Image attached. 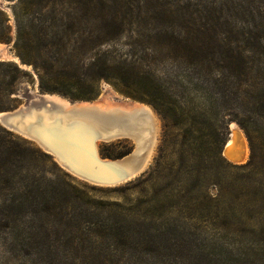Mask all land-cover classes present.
<instances>
[{"label":"trees","instance_id":"trees-1","mask_svg":"<svg viewBox=\"0 0 264 264\" xmlns=\"http://www.w3.org/2000/svg\"><path fill=\"white\" fill-rule=\"evenodd\" d=\"M7 1L13 2L14 38L9 18L0 10V43L13 40L15 56L36 75L39 92L75 102L94 101L104 81L116 90L120 85L142 93L124 95L149 105L161 121L163 147L157 167L173 137L184 141V146L177 143L172 147L182 163L207 158L224 162L220 150L227 140L228 124L235 123L249 148V159L241 167L255 170L253 207L259 205L256 209L264 215V0H221L225 11L221 21L197 18L186 13L188 7L173 8L171 17L178 20L173 28L129 32L127 54L119 59L106 47L126 34L123 4L115 0ZM162 15L157 14L159 21ZM155 58L168 61V78L135 74L140 64L155 62ZM33 74L17 63L0 61V112L19 106L22 98L17 96L16 86L21 80L30 81ZM149 83L155 84L151 87ZM0 131L12 137L3 128ZM18 155V150L0 149V165L5 168ZM124 155L100 152L102 158ZM29 157V166L44 158L70 179L40 148L30 147ZM70 186L65 182L61 188L35 179L31 173L17 194L28 221V228L22 231L26 242L42 245L50 234L58 237V230L64 229L59 245L74 252L69 256L65 249L59 251L64 259L57 264L77 260L83 246L87 264H138L141 258H134L131 252L152 245L164 247L166 240L144 236L134 227L137 223L126 218L109 219L108 205L94 204L86 189ZM71 189L74 191L69 192ZM89 238L90 247L83 244ZM149 258L146 261L158 264L151 255ZM169 263V259L161 261Z\"/></svg>","mask_w":264,"mask_h":264},{"label":"rangeland","instance_id":"rangeland-1","mask_svg":"<svg viewBox=\"0 0 264 264\" xmlns=\"http://www.w3.org/2000/svg\"><path fill=\"white\" fill-rule=\"evenodd\" d=\"M115 2L124 5L125 13L122 21L126 30L125 35L112 39L108 42L109 48L106 47L116 59L123 58L127 54L129 32L173 28L178 20L171 17L170 13L178 6L188 7L186 13L193 14L197 18L208 16L216 21L225 19L221 0H115ZM12 4L13 2L0 0V10L9 18L11 35L14 38ZM157 14H163L161 21ZM12 44L13 40L9 43V52L11 56L16 57ZM155 60V62L140 64L135 74L145 77L144 75L149 73L157 78L163 76L168 78L169 69L166 65L168 61L161 58H155ZM19 66L22 69L21 65ZM28 72L33 74L31 68ZM154 84L149 83L150 86ZM36 89L38 88L35 74L30 81L21 80L16 86V94L22 98L19 106L25 102L28 94H42L39 91L36 92ZM118 90L101 81L96 99L106 95L111 101L108 100V103L136 102L145 105L151 109L158 120V133L151 159L145 170L128 182L110 187L98 186L62 170L70 177L67 180L44 158L37 159L39 161H36L34 166V163L29 166L30 147L36 144L14 133L9 132L12 134L11 137L0 131V149H15L19 153L8 162L5 168L0 165V264H57V260L64 259L59 256L61 254L59 251L63 252L65 249V253L69 256H72L74 252L69 246L60 247L59 245V236L64 229L58 230V237L50 234L49 240L42 245L34 247L31 241L26 242L25 233L22 231L28 228V221L23 216L17 194L27 185L28 174L31 173L34 174L35 179L53 182L61 188L64 187L65 182L75 188L82 187L86 189L94 204L108 205L105 211L110 216L109 219L118 222L126 218L132 223H137L134 227L144 236L166 240L163 248L157 249L152 245L148 249H140L141 252H131L136 255L134 258H141L138 264H151L146 261L149 255L158 264H161L163 259L172 261L169 264H191V262L264 264V215H260V210L256 209L260 207L259 205L256 208L253 207L255 198L252 187L256 179L255 170L241 167L249 159L248 143L243 132L240 131L242 136L238 137V140L241 138V146L245 148V157L240 165L228 163L223 158L224 162L207 158L203 161L182 163L172 147L173 145L175 147L177 143L184 146V141L178 142L173 137L164 154L165 158L163 161L159 160L157 163L159 167H157L156 161L163 147L164 132L158 115L146 103L124 95L132 93L135 96H142V93H134L135 89L128 90L120 85ZM132 141L120 139L107 143L98 142L97 152L99 155L100 152L128 154L136 148V144ZM50 157L53 159L52 156ZM27 159H30L29 162ZM106 159L113 161L114 158ZM86 210L91 211L87 208ZM112 211L117 212L119 216L111 213ZM95 213L98 214L97 208ZM83 244L90 247L92 238L83 241ZM85 248V246L81 248L77 260L73 262L72 259H67L62 264H87Z\"/></svg>","mask_w":264,"mask_h":264},{"label":"water","instance_id":"water-1","mask_svg":"<svg viewBox=\"0 0 264 264\" xmlns=\"http://www.w3.org/2000/svg\"><path fill=\"white\" fill-rule=\"evenodd\" d=\"M0 46H4L6 52L2 54L0 51V61H13L16 58L17 62L14 63L21 65L24 70L30 69L28 66L20 64L17 57L10 55L9 44H0ZM112 94L118 99L113 92ZM46 95L53 96L54 94ZM33 96L28 94L22 105L11 111L0 112V127L18 136L21 134L25 136L24 139L33 143L42 142L45 144L48 154L53 157L55 163H57L55 160L61 162V165L58 166L66 173L76 175L75 177L87 180L92 184L114 185L128 180V178L132 180L145 170L146 167L143 168L138 162L129 172L116 178L111 174V171L117 172L123 166L121 163L99 165L95 160L98 142L107 143L120 139L132 141L128 134L132 133L130 129L133 131L136 129L130 124L127 125V122L117 111L101 108L97 105L98 99L78 102L67 100L68 104H60L48 100L45 94L37 93L36 100ZM55 96L64 100L58 95ZM231 124H228V139L232 131ZM236 127L238 128L237 125ZM227 141L220 151L221 157L228 163L242 164L243 155L226 148ZM65 145L72 149L71 154H66L61 150V147L63 148ZM131 153L133 150L121 158L129 156ZM116 160L113 159V161ZM130 160L127 158L126 162Z\"/></svg>","mask_w":264,"mask_h":264},{"label":"bare ground","instance_id":"bare-ground-1","mask_svg":"<svg viewBox=\"0 0 264 264\" xmlns=\"http://www.w3.org/2000/svg\"><path fill=\"white\" fill-rule=\"evenodd\" d=\"M0 51L2 52V54L6 53L4 46H0ZM13 61L15 62L16 58H14ZM32 95H34L33 97H35V100H36L37 96L35 95H37V93L35 94L33 93ZM45 97L48 100H51V101H54L60 104H68L67 100L65 99L63 100L55 95L48 96L45 94ZM108 100L110 101V99L106 95H102V98L98 99L97 105L100 106L101 108H104L105 110L117 111L118 114H120V116L122 117V119L125 122H127V125L130 124L132 127H135L136 129L135 131H133V129H130L132 133L129 132L128 134V137L132 139L134 143L136 144L135 150L133 149V153H131L129 156L121 158V159L119 158L116 161H112L109 159H103L99 157L96 151L95 160L98 162L99 165L100 164L109 165L115 162L121 163V165H123L117 172L113 173L111 171V174H113L114 177L120 178L124 174L129 172L132 167L136 166L138 162H140L143 168H145L147 163L150 161L151 156L153 154V150L155 148V144H156V136L158 133V120L155 114L151 111V109L145 105H141L138 103H131V102H127V103L121 102V103L112 104L110 103L111 101L108 103ZM231 129L232 131L230 133L229 140L226 143V148L231 149V151L234 153L236 152V153L242 154L243 155L242 158L244 159L245 148H243L240 144L241 138L238 140V137L242 136L241 132L234 123L231 124ZM20 136L25 137L21 134ZM35 144L38 148H40L47 154L49 153L47 152V147L42 142H38ZM61 150L66 154H71L72 152V149L66 145L63 148L61 147ZM127 158L131 159L132 161L130 160L129 162H126ZM55 161L57 162L56 163L57 165H61L60 161L58 160H55ZM128 180H125V181H128ZM125 181H121L114 185L125 183ZM97 185L104 186V187L114 186L113 184L109 185V184H103V183L97 184Z\"/></svg>","mask_w":264,"mask_h":264}]
</instances>
